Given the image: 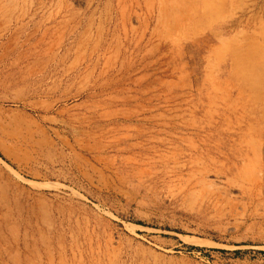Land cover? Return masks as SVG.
<instances>
[{"label": "rangeland", "instance_id": "1", "mask_svg": "<svg viewBox=\"0 0 264 264\" xmlns=\"http://www.w3.org/2000/svg\"><path fill=\"white\" fill-rule=\"evenodd\" d=\"M0 264H264V0H0Z\"/></svg>", "mask_w": 264, "mask_h": 264}, {"label": "bare ground", "instance_id": "2", "mask_svg": "<svg viewBox=\"0 0 264 264\" xmlns=\"http://www.w3.org/2000/svg\"><path fill=\"white\" fill-rule=\"evenodd\" d=\"M245 114H246V113H245ZM233 167H234V166H233ZM251 189H252V188H251V187H249V191H251Z\"/></svg>", "mask_w": 264, "mask_h": 264}]
</instances>
